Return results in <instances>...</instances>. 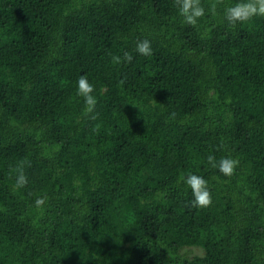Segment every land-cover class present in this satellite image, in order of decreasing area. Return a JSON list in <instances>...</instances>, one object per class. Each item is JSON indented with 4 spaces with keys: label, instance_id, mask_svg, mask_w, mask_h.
Wrapping results in <instances>:
<instances>
[{
    "label": "trees",
    "instance_id": "16d2710c",
    "mask_svg": "<svg viewBox=\"0 0 264 264\" xmlns=\"http://www.w3.org/2000/svg\"><path fill=\"white\" fill-rule=\"evenodd\" d=\"M212 2L193 26L174 0H0V264H264V16Z\"/></svg>",
    "mask_w": 264,
    "mask_h": 264
},
{
    "label": "clouds",
    "instance_id": "9594fccd",
    "mask_svg": "<svg viewBox=\"0 0 264 264\" xmlns=\"http://www.w3.org/2000/svg\"><path fill=\"white\" fill-rule=\"evenodd\" d=\"M179 14L183 17L184 22L188 25H196L200 18L206 14L205 7L202 6V0H174ZM223 0H213L208 12L215 14L217 6L222 4ZM257 16H264V0H237L233 5L224 8V18L227 22L235 27L237 24H244L250 22ZM136 52L144 55H152L151 42L144 39L137 43ZM133 55L129 52H125L123 56L114 55L112 57V63L119 65L127 62L131 63ZM77 95L84 99L86 113H92L95 110L97 104V98L93 93L95 92V86L92 84L87 75H81L78 79ZM124 83V80L119 82ZM24 163L12 171L16 173L15 183L13 185L14 190L25 187L28 184V177L24 172ZM208 163L213 168L218 170L225 176H231L234 174L235 169L239 165V160L232 157H222L217 163L214 156L208 157ZM181 181L191 189L193 200L191 201L192 207H208L212 203V193L209 188V182L203 176L189 173L187 176L183 174L180 177ZM46 203V198H37L35 201L36 207L39 208Z\"/></svg>",
    "mask_w": 264,
    "mask_h": 264
},
{
    "label": "rangeland",
    "instance_id": "374dc122",
    "mask_svg": "<svg viewBox=\"0 0 264 264\" xmlns=\"http://www.w3.org/2000/svg\"><path fill=\"white\" fill-rule=\"evenodd\" d=\"M193 250H194L195 253L200 252V251H199L200 249L197 248V247L193 248Z\"/></svg>",
    "mask_w": 264,
    "mask_h": 264
}]
</instances>
